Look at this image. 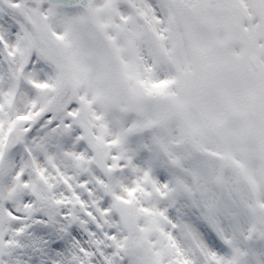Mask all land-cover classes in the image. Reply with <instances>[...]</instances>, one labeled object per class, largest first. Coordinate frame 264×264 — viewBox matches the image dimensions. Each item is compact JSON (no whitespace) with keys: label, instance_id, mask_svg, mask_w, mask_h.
<instances>
[{"label":"snow or ice","instance_id":"1","mask_svg":"<svg viewBox=\"0 0 264 264\" xmlns=\"http://www.w3.org/2000/svg\"><path fill=\"white\" fill-rule=\"evenodd\" d=\"M0 264H264V0H0Z\"/></svg>","mask_w":264,"mask_h":264}]
</instances>
